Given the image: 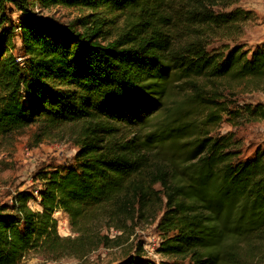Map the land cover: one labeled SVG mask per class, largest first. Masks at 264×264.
I'll return each instance as SVG.
<instances>
[{
    "label": "trees",
    "instance_id": "obj_1",
    "mask_svg": "<svg viewBox=\"0 0 264 264\" xmlns=\"http://www.w3.org/2000/svg\"><path fill=\"white\" fill-rule=\"evenodd\" d=\"M238 1L0 0V152L31 125L35 144L70 126L78 147L0 204V264L82 259L159 214L160 264H264V149L243 160L219 132L224 115L264 120L263 103L229 108L221 89L264 91V43L238 42L250 11L226 10ZM56 6L80 17L42 15ZM128 245L116 264H155Z\"/></svg>",
    "mask_w": 264,
    "mask_h": 264
},
{
    "label": "rangeland",
    "instance_id": "obj_2",
    "mask_svg": "<svg viewBox=\"0 0 264 264\" xmlns=\"http://www.w3.org/2000/svg\"><path fill=\"white\" fill-rule=\"evenodd\" d=\"M236 6L250 11V17L238 42L243 43L245 48L252 52L257 46L264 43V16L259 14L260 11L264 12V0H239L236 5L226 10H231ZM88 13L90 12H83V14ZM42 15L63 24L72 23L80 17L78 10L62 6L45 10ZM15 17L12 16V19L14 20ZM221 89L225 91L224 99L229 108L242 107L244 104H264V91L250 90L243 86L233 89L222 86ZM226 118L227 115H224L219 132L222 134L227 131L235 132L242 141L241 158L243 160L252 157L258 149H264V120L232 127L226 122ZM37 132V125H31L13 133L9 137L6 147L0 152V204L10 203L11 197L17 191L36 189L38 183L33 180V176L38 169L48 165L58 166L73 162L78 147L74 142L70 126L53 131L49 137L43 138L40 143L35 144L33 140ZM31 205L33 209H38L37 202H32ZM54 216L58 221L59 233L62 236H74L68 215L59 211ZM161 216L162 214H159L154 220L141 222L130 236L126 233L123 234L122 239L129 238L120 246H102L82 259L68 257L50 261L40 256H29L22 264H116L122 258L124 248L131 243H140L145 257L155 263L171 261L172 258L158 253L162 236L157 225ZM104 232L110 238L120 234L114 229L104 230Z\"/></svg>",
    "mask_w": 264,
    "mask_h": 264
},
{
    "label": "crops",
    "instance_id": "obj_3",
    "mask_svg": "<svg viewBox=\"0 0 264 264\" xmlns=\"http://www.w3.org/2000/svg\"><path fill=\"white\" fill-rule=\"evenodd\" d=\"M259 14H260V16H264V12H261V11H260ZM252 47H253V46H252ZM253 48H255V47H253Z\"/></svg>",
    "mask_w": 264,
    "mask_h": 264
},
{
    "label": "built area",
    "instance_id": "obj_4",
    "mask_svg": "<svg viewBox=\"0 0 264 264\" xmlns=\"http://www.w3.org/2000/svg\"><path fill=\"white\" fill-rule=\"evenodd\" d=\"M155 263V262H154ZM155 264H158V263H155Z\"/></svg>",
    "mask_w": 264,
    "mask_h": 264
}]
</instances>
